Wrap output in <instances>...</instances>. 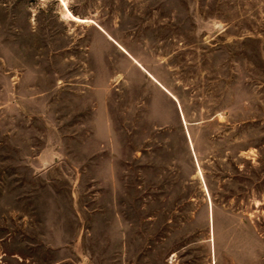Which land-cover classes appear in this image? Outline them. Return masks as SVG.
<instances>
[{"label": "rangeland", "instance_id": "1", "mask_svg": "<svg viewBox=\"0 0 264 264\" xmlns=\"http://www.w3.org/2000/svg\"><path fill=\"white\" fill-rule=\"evenodd\" d=\"M0 264H264V0H0Z\"/></svg>", "mask_w": 264, "mask_h": 264}, {"label": "trees", "instance_id": "2", "mask_svg": "<svg viewBox=\"0 0 264 264\" xmlns=\"http://www.w3.org/2000/svg\"><path fill=\"white\" fill-rule=\"evenodd\" d=\"M176 152V150H175V148H171V155L170 156H173L174 158L176 157V155H174V153ZM199 160V159H198ZM239 170V169H238ZM239 172H241V171H239ZM223 172H222V170L220 169V166L218 165V166H216V169H215V171H214V174L217 176V177H221V174H222ZM210 176H209V173H206V178L208 179ZM210 189V191L212 192V194H213V190H212V188L210 187L209 188ZM213 197H214V195H213Z\"/></svg>", "mask_w": 264, "mask_h": 264}, {"label": "bare ground", "instance_id": "3", "mask_svg": "<svg viewBox=\"0 0 264 264\" xmlns=\"http://www.w3.org/2000/svg\"><path fill=\"white\" fill-rule=\"evenodd\" d=\"M64 3V5L66 6V8H67V4L65 3V2H63ZM69 10V9H68ZM71 13V12H70ZM69 13V14H70ZM71 16H72V18H73V20L74 21H76V22H80V23H87V22H89V20H86V19H82V18H79V17H76V16H74L73 14H71ZM171 95V94H170ZM175 98V97H174ZM202 173V172H201Z\"/></svg>", "mask_w": 264, "mask_h": 264}, {"label": "water", "instance_id": "4", "mask_svg": "<svg viewBox=\"0 0 264 264\" xmlns=\"http://www.w3.org/2000/svg\"><path fill=\"white\" fill-rule=\"evenodd\" d=\"M176 100V99H175ZM177 101V100H176Z\"/></svg>", "mask_w": 264, "mask_h": 264}]
</instances>
